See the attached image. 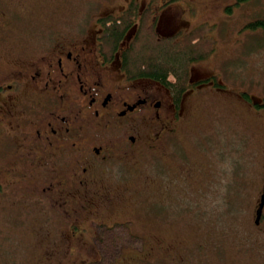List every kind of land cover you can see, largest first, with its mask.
<instances>
[{"label": "rangeland", "instance_id": "obj_1", "mask_svg": "<svg viewBox=\"0 0 264 264\" xmlns=\"http://www.w3.org/2000/svg\"><path fill=\"white\" fill-rule=\"evenodd\" d=\"M208 1L232 5L231 13L221 7L206 15L198 6L192 27L212 22L218 48L193 72L196 76L206 70L222 74L233 84L228 85L231 91H198L184 111L188 117L167 136L166 151L157 156L148 151L138 163L115 166L129 184L139 182L138 172L151 176L156 196L138 198L137 206L129 201L127 207L119 204L124 217L121 225H95L96 216L88 215L89 220L75 229L67 220L59 225L61 214L56 210L36 205V195L27 193L23 200V194L14 196L16 191L11 190L13 196L0 201V264H264V231L253 224L264 184V0ZM63 3L47 19L59 21L65 31L83 28L89 15L99 14L111 3L118 11L125 8V0ZM183 17L182 7H172L165 16L172 28L186 25ZM34 18L32 31L37 33L39 23ZM24 20L15 23L21 31L26 27ZM5 48L0 43V67L8 59L2 53L10 48ZM143 84L158 89L154 83ZM160 92L169 108L168 94ZM5 160L6 156L0 162ZM183 173L186 185L178 179ZM112 183L102 185L106 193L114 188L116 182ZM124 213H130L135 222H127ZM87 228L96 230L98 237L89 236ZM73 232L82 236L74 239ZM57 253L59 257L49 256Z\"/></svg>", "mask_w": 264, "mask_h": 264}, {"label": "flooded vegetation", "instance_id": "obj_2", "mask_svg": "<svg viewBox=\"0 0 264 264\" xmlns=\"http://www.w3.org/2000/svg\"><path fill=\"white\" fill-rule=\"evenodd\" d=\"M133 1L139 2L141 10H151L160 38L179 39L196 29L191 19L197 8L210 15L222 7L230 14L232 6L208 0H125L123 10L118 11L111 3L106 11L89 15V23L83 28L65 31L59 21L47 19L57 14L63 0H0V43L7 47L4 50L10 48L2 53L8 59L0 67V160L6 156L0 162V201L13 196L11 190H15L14 196L23 194L26 200L27 193L34 194L36 205L59 212V225L67 220L78 229L80 222L89 220L88 215L96 216L95 225H121L119 220L124 217H120L119 204L127 207L129 201L137 206L138 198L149 195L153 199L157 192L149 182L151 176L138 172L139 182L129 184L128 177L121 176L115 166L138 163L148 151L156 156L166 151L167 136L188 117L184 111L192 96L204 89L213 94L231 91L228 85L233 84L222 74L206 70L196 76L193 71L199 62L192 64L191 84L180 91L178 103L170 86L151 78H128L120 54L106 57L101 36L106 32L108 16L124 13ZM187 3L192 16L187 13ZM172 7L183 8L186 25H167L165 16ZM33 18L39 23L37 33L32 31ZM19 19L26 22L23 31L15 26ZM199 27H207L217 50L212 22L204 21ZM135 32L133 26L121 41L120 50L129 45ZM144 82L154 83L158 89ZM160 89L169 96V108ZM178 179L187 184L184 173ZM113 181L114 188L106 193L102 185H113ZM124 214L127 222H135L130 213ZM263 216L264 210L254 226L264 231ZM94 224L88 222L89 227H96ZM92 228H87L88 235L98 237ZM76 233L71 237L82 236ZM49 256L59 257V253Z\"/></svg>", "mask_w": 264, "mask_h": 264}, {"label": "trees", "instance_id": "obj_3", "mask_svg": "<svg viewBox=\"0 0 264 264\" xmlns=\"http://www.w3.org/2000/svg\"><path fill=\"white\" fill-rule=\"evenodd\" d=\"M236 1L241 4L249 0ZM155 21L148 7L141 10L139 2L133 1L124 13L108 16L101 41L108 59L120 54L122 70L128 78H151L170 86L178 103L180 91L191 84L192 64L207 60L215 52V42L208 37L207 27L196 28L181 39L160 38L154 28ZM133 26L136 27L133 39L120 50L121 41ZM253 224H256L255 220ZM170 246L167 245L165 250Z\"/></svg>", "mask_w": 264, "mask_h": 264}, {"label": "water", "instance_id": "obj_4", "mask_svg": "<svg viewBox=\"0 0 264 264\" xmlns=\"http://www.w3.org/2000/svg\"><path fill=\"white\" fill-rule=\"evenodd\" d=\"M263 210H264V185H263V192L261 194V199H260V202H259V206H258L257 212H256V223L257 224L260 222Z\"/></svg>", "mask_w": 264, "mask_h": 264}]
</instances>
